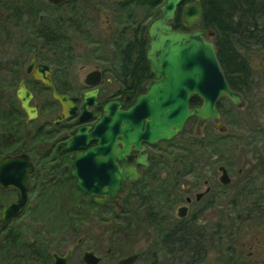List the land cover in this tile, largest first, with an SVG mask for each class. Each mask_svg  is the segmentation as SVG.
I'll use <instances>...</instances> for the list:
<instances>
[{
    "label": "flooded vegetation",
    "instance_id": "1",
    "mask_svg": "<svg viewBox=\"0 0 264 264\" xmlns=\"http://www.w3.org/2000/svg\"><path fill=\"white\" fill-rule=\"evenodd\" d=\"M94 1L65 0L62 3H54L47 0V6L42 9L37 21L31 14H27L25 16V24L22 26L23 31L14 24L5 45L16 44L21 36L27 40L38 38L43 43V46L46 43L49 44L51 40H55L57 43L54 51L46 47L41 52L38 51L30 55L20 65L19 74L14 72L17 67L15 65V59L17 58L15 54L12 53L7 59L4 58L7 55L0 56L1 62L5 61L8 63L6 67L10 81L9 87L13 88L16 98L20 82L27 75L28 66L35 57L36 63L47 64L52 69L50 77L59 93L68 94L78 99V114L70 116L56 125L55 120L61 115L62 105L53 98L52 88L34 78L33 74L27 76L25 80L26 86L34 95L31 104L38 106L39 114L36 119L28 121L27 114L21 108L20 100L17 98L20 108L25 113L26 123L38 120L40 112L45 111L48 115L47 119L38 126V130L48 136H53L52 139L47 140L42 145L44 150L37 153L40 160L30 155L29 152H19L29 154L34 164V171L30 175V190L33 180L41 176L45 179H51V182H48L49 185H62L63 182H67L68 185L78 188L77 178L72 175V171L75 169L76 152L78 150L85 151L96 146L98 139H91L85 148L80 149H68L67 142L74 137L83 125L89 126V132H91L95 128L96 123L102 118L105 113V106L110 101L118 100L121 103L120 109L128 110L134 105L139 95L146 92L145 83L150 79L156 78L147 58L149 43L147 28L150 22L160 14V6L156 11L158 14L149 24H146L142 19L138 20L137 17H134L132 15L133 11L130 12L129 10L128 12L130 20H127L126 14L122 12L126 13L125 10L130 8L133 2L137 3L139 1L109 0L113 2L115 7L103 10L104 18L100 22L97 20L96 22L88 23L85 17L86 10L88 9V12L95 14L96 5L99 4ZM192 1L195 0H187L178 7L173 19L174 29L184 32L205 30L204 36L207 40L214 43L219 61L221 53L225 54L227 59L230 58L232 62L241 60L246 63L245 68H247V71L245 73L237 71L231 73V80L235 86L229 82L226 76L230 87L242 95L244 105L238 106L228 96L223 95L216 104L220 119H212L199 125L200 118L197 115H193L188 119L183 130L175 137L154 143L142 140L144 149L137 150L133 146L130 153L125 155V160L117 157L115 162L120 168L126 165L135 166L142 176L133 182L125 181L123 183L124 189L117 198L118 202L100 205L114 206L117 207V210L124 212L128 199L135 192L147 188L158 189L160 185L166 183L168 186L162 190V193H155L157 198L154 208L155 215L152 219L154 228L159 230V236L162 231H165L166 234H171L170 232L173 230L183 229V235L186 239L185 246L188 249L186 251L193 254H202L203 258L198 263L202 264L208 254L211 253L216 255V261H222V189L230 185L233 180L230 176V168L234 166V163L231 160L234 158L257 160L252 176L242 177L243 169H238V176H241L242 184L240 187L242 189H264V183L258 184L255 182L257 185L253 183L257 179L254 174L264 176V112L261 113V108H264V33L261 35L262 37H257L256 39L219 40L216 38L219 36L218 33L212 28L201 26V23L191 26L184 23V6ZM159 4H148V6L155 7ZM180 7L182 9L179 17L180 22H177L176 19ZM49 11L54 14L52 15ZM0 18L1 20L10 19V17L4 16L3 12ZM234 28L239 35L241 33L251 34V32L256 34L261 32L262 29L264 31V22L236 23ZM211 32H213V35H210ZM83 56L88 57L95 65L86 71L74 70V62ZM257 60L258 67L256 70L253 63ZM116 62H121L120 67L115 65ZM125 64L128 65L123 66ZM234 68L236 70L235 65ZM143 74L145 80L142 82L141 88L135 91L133 79H140ZM239 76H241V79ZM115 79L117 81H114ZM17 81H19L18 85L16 84ZM37 86L43 95H47L43 101L41 100L40 104L33 102L36 92L40 91L36 89ZM94 89H98L96 97V102L98 103L89 107L92 111L90 118L85 122H79L78 118L83 110L84 94L86 91ZM261 91H263V94ZM132 94H135V96H132ZM192 99L193 104L191 103ZM224 99H227L228 102H224ZM203 102L204 99L198 95H192L190 98L191 107L201 106ZM245 108L250 116L247 120L240 118L241 113L239 110H244ZM189 123H195L196 125L194 134L191 133L192 130H188ZM217 123H222L224 128H218L216 126ZM186 132H188V135ZM185 133L186 138L184 137L181 142L177 141L178 137L184 136ZM118 139L122 140L123 138L118 137ZM197 144L207 158L205 160L206 165L199 173L200 183L198 187L196 186V188L192 185L188 189L186 184L182 185L183 177L180 174L183 171L176 169L178 167L176 164L181 162V158L186 153L188 155L191 154V152H187L190 150L185 148ZM119 146L120 148L123 147L121 143H119ZM182 149L186 150V152L179 151ZM49 156V160H45ZM44 157L45 159L43 160ZM44 161H48L52 165V169L45 167L46 162ZM39 164L43 166L42 169L38 167ZM222 167L226 169L230 178V182L227 184L222 181ZM50 169L51 172L49 174L55 176L54 178L51 176L46 178L49 175L47 171ZM190 171L194 172V169ZM242 181L247 182L243 183ZM43 184L46 186L45 183ZM200 193L203 195L198 198ZM86 194L88 198L95 202L88 193ZM183 207L186 208L182 209ZM182 212H185V215L182 216ZM160 223L161 225L163 224L161 228L158 227ZM237 243H235L234 247H236ZM248 243V240L242 241L241 246L249 245ZM242 247L235 250L232 248L234 252L236 251L235 257L231 258L232 261L234 260V264H248V260L256 256L253 244L249 245L252 250L245 256L241 252ZM55 254L59 253H53V262ZM240 257L242 261L237 262ZM69 258L67 264H69Z\"/></svg>",
    "mask_w": 264,
    "mask_h": 264
},
{
    "label": "water",
    "instance_id": "2",
    "mask_svg": "<svg viewBox=\"0 0 264 264\" xmlns=\"http://www.w3.org/2000/svg\"><path fill=\"white\" fill-rule=\"evenodd\" d=\"M50 1L62 3L65 0ZM145 1L153 5L163 0ZM185 1L187 0H164L160 6V14L147 28V58L156 78L145 83L146 92L139 95L128 110L120 109V101H110L91 132L89 126L83 125L67 142L68 149H80L85 148L91 139H98L96 146L76 152L75 169L72 171V175L77 178L78 188L88 193L96 203L118 202L117 198L124 189L123 183L133 182L142 176L135 166L120 168L115 162L117 157L125 160V155L130 153L133 146L137 150L144 149L142 140L154 143L171 139L183 130L193 115L200 118L199 125L212 119H220L216 104L223 95L238 106L244 105L242 95L230 87L214 43L204 36L205 30L184 32L174 29L176 11ZM202 13L200 0L192 1L184 6L183 21L188 26L198 24ZM27 71L17 89V98L28 121L36 119L39 114L38 106L31 104L34 95L25 83L30 74L51 87L53 98L62 105L61 115L55 120L56 125L78 114V99L55 89L50 77L52 69L47 64L36 63L34 57ZM97 93L98 89L85 92L79 122L90 118L92 111L89 107L98 103ZM192 95L202 97L203 104L191 107ZM216 126L224 128L222 123H217ZM118 137L123 139L119 140ZM119 143L123 145L122 148ZM33 171L34 164L27 153L7 154L0 159V188H12L17 192L16 199L1 207L0 228L24 213ZM222 171V181L227 184L230 178L224 167ZM202 195L200 193L198 198ZM181 215H185V212ZM70 255V252L67 256L55 254L53 264H67ZM138 258L139 253L131 254L121 258L116 264H133ZM83 260L84 264H100L101 257L95 251L87 250Z\"/></svg>",
    "mask_w": 264,
    "mask_h": 264
},
{
    "label": "rangeland",
    "instance_id": "3",
    "mask_svg": "<svg viewBox=\"0 0 264 264\" xmlns=\"http://www.w3.org/2000/svg\"><path fill=\"white\" fill-rule=\"evenodd\" d=\"M45 1L47 2V0ZM4 2L9 3V0H0V16L2 11L6 10V6H1V3ZM94 2L99 3L98 5H96L95 14L88 12V9L85 13V17L87 19L86 21L88 23H93L97 20L98 22H100L104 18L103 10H108L115 7V5H113V2L109 0H95ZM163 2L164 0L155 7H148L146 5H142L140 2H133L130 8H127L125 10L126 13L124 11L122 12L126 14V17L128 18L127 20H130V15L128 12L129 10L130 12L133 11L132 15L134 17H137L138 20L142 19L143 22L149 24V22L157 15L153 12L157 11L158 7L161 6ZM87 6H89V4H87ZM0 41V56L7 55L4 56V58L7 59V57L9 55H12V53H18V47L15 44H4L7 42V38L2 33L0 34ZM120 63L121 62H116L115 65L120 67ZM7 65V62H1L0 59V106L3 108L10 104L9 100L11 98V95L12 93H15L13 91V88L9 87L10 81L9 76L7 75ZM74 65V70L86 71L89 68H92L95 63L89 60L88 57L83 56L75 61ZM253 66L254 69L257 70L258 60L253 63ZM114 81L117 80L115 79ZM18 82L19 81H17L16 83L17 85ZM36 89L38 91L40 90L38 86L36 87ZM41 92V90L39 92H36L35 98L33 100L34 103L40 104L41 100L43 101L45 96L47 97V95H43ZM261 92L263 94V91ZM224 98L226 97L224 96ZM224 102H228V100L224 99ZM239 112L242 114H240V118H244L246 120L250 118L248 112L246 111V108L244 110L240 109ZM263 112L264 108H261V113ZM47 116V112L41 111L38 120H35L31 124H29L27 128L32 129L34 133L32 137L28 139L27 143H24L26 146L31 147L34 144H39V146L42 147V145H44L47 140L53 138V136H48L45 133L38 135L37 128L47 119ZM4 117L5 116H1L0 112V132L2 124L1 119H3L4 121L7 119V117ZM195 126V123L188 124V130H192V134H194L195 132ZM186 133L188 135V132ZM186 133L184 136L178 137L177 141H183L184 137L186 138ZM18 144L19 143H16L14 147H17ZM189 147L193 148L190 151H187L191 152V154L188 155V153H186L185 156L181 158V162L176 164V166H178L176 169L183 171L180 174L183 177L182 185L186 184L188 189H190L192 185L198 187L200 183L199 173L201 172V169L205 167V160L207 159L203 155V150L198 144ZM43 150L44 148L42 147V151ZM182 150L179 151L183 153L186 152V150ZM30 155L40 160L39 154L37 155V153H31ZM50 156L46 159L44 157L43 160H49ZM231 161L234 163V166L230 168V176L233 180L230 185L223 187L222 189V261H216V255L211 253L208 254V257L202 264H234V260H231V258H234L236 255V251L234 252V250L242 247L241 242L245 240H248L249 245L253 244L255 246L253 250L256 256L255 258L248 260V264H264V262H262L264 260V189H242L240 187L242 186L241 176H238L239 168L243 169L242 177L252 176L254 167L257 164V160L248 158H234ZM44 162H46L44 165L45 167L51 168L52 165H50L48 161ZM38 167H41L42 169L43 166L39 164ZM51 169L47 171V174L51 172ZM191 169H194V172H191ZM50 176L52 177L53 175L49 174L47 177ZM254 176H256L255 178L257 179L254 180L253 183H264L263 175L259 176L257 174H254ZM41 180L42 178H35V180H33V182L31 183L32 188L29 194V202L24 213L21 216L9 221L7 225L14 226L26 231L23 225H25L27 228L29 224H32V231L36 232V230L38 229L40 235L51 242L54 252H58L63 256H67L69 252L71 253V256H69V264H84L83 254L87 250H93L98 255H100L102 257L101 264H116L121 258L140 252H145L144 257H140L133 264H151L150 261H152V253L154 251L159 254V264H184L183 262L186 263V261L188 260V258L183 256L184 260L182 262H179V251H176V254H172L163 249L165 248V246L160 244L158 234L159 230L154 228V223H152L151 225L144 223L145 227L137 230V232L131 235V238L128 237V239L125 237V235H120L118 232H115L117 224L121 223V218L117 216L119 214V210H117V207L105 206L104 208H98V210L90 209L89 211L87 207H79L71 210L70 207L76 206H69L68 208H66L62 205V203H64L62 200L64 196H66V199H71L72 196H75V187L68 185L67 182H63L62 185H49L48 181H46L47 179H45L43 182H41ZM242 182L245 183L247 181ZM43 183H45L46 186H44ZM0 189V200L2 201V205L17 198L16 190L2 188ZM82 197L88 199L85 195ZM44 211L46 212V214L52 213L48 216V218L52 222H45ZM72 212H75L76 214L77 212L79 214H83V217L78 219L79 223L77 224V231H75L71 225V220L73 219V217H71ZM79 214L77 215L81 216ZM36 221L38 222L34 223ZM224 230L226 231L225 234ZM27 235L28 237L33 238L35 234L33 235V233H30L28 230ZM226 236L227 238L224 239V237ZM236 242L238 243L236 244V247H234ZM249 245L242 247L241 252L244 256L245 254L250 253V251L252 250ZM229 246L234 248V250H226ZM241 261V257L237 259V262ZM0 264H27V262L12 260L9 262L1 261Z\"/></svg>",
    "mask_w": 264,
    "mask_h": 264
},
{
    "label": "trees",
    "instance_id": "4",
    "mask_svg": "<svg viewBox=\"0 0 264 264\" xmlns=\"http://www.w3.org/2000/svg\"><path fill=\"white\" fill-rule=\"evenodd\" d=\"M142 5L148 6L145 0H137ZM201 6L203 8V14L201 19V26L209 27L214 29L219 36L216 38L220 39H253L257 37H262L264 31L263 29L261 32H257L256 34H247L241 33L238 34V31L235 30L234 24L236 23H257V22H264V1L260 0H200ZM5 3V2H4ZM1 6H6V10H3L4 16L10 17V19H2L0 20V34L2 33L6 38L9 36L10 32L12 31L13 25L20 27L22 30L23 24H25V16L27 14H31L33 18H39L42 9L47 6L45 0H9V3L2 4ZM149 7V6H148ZM181 7L179 8L178 17L176 19L177 22H180V14H181ZM52 15L53 12L49 11ZM154 14H158L156 11L153 12ZM56 22V20H55ZM235 30V31H234ZM23 31V30H22ZM261 33V34H259ZM1 42V41H0ZM3 44V43H1ZM5 44V43H4ZM50 44V45H49ZM49 44H45L40 42L37 39L27 40L24 39L22 36L15 44L18 47V53H15L17 58L15 59V71L19 74L20 65L23 64L26 59L35 52H41L42 49L46 47L51 48V50H55L56 41L51 40ZM52 46V47H51ZM227 56L220 53V61L226 73V76L231 82L233 86V81L231 80V73L234 71L243 72L247 71L245 68L246 63L241 60H236L232 62L230 58H226ZM128 65V64H127ZM126 64L123 66H127ZM236 66V70L234 68ZM145 70V69H144ZM144 72V71H143ZM241 79V76H239ZM145 80L144 74L142 78L137 79L134 78L133 82L135 84L134 90L136 91L138 88H141L142 82ZM8 96V95H7ZM135 96V94H132ZM10 97V95H9ZM194 97V96H193ZM10 104L5 108L0 106L1 116L7 117L4 121L1 119V132H0V159L12 153H19V152H29L32 153H39L42 151V147L39 144H34L31 147L26 146L24 143H27L28 139H30L34 133L32 129H28L27 127L32 122L26 123V116L24 111L20 108V105L17 101L16 95L13 93L10 98ZM193 104V99L191 100ZM4 117V118H5ZM9 120V121H8ZM39 128V127H38ZM37 128V130H38ZM24 130V132H23ZM43 132L38 130V135H41ZM25 141V142H24ZM16 143H19L17 147H14ZM186 150H191L193 148L187 147ZM38 174V173H37ZM36 174V175H37ZM55 176H52L54 178ZM42 178L41 182L44 181V177ZM48 178V177H46ZM46 181H51V179H47ZM167 184L163 183L160 185L158 189L147 188L141 191L135 192L131 198L128 199L126 209L124 212L119 211L118 217L121 218V223L117 224L115 228V232H118L120 235H125L126 238H131L133 234L137 232L142 227H145L144 223L151 225L153 223V216L155 215V201H156V194L158 192L162 193V190L167 188ZM1 191V189H0ZM75 196H72L71 199H66V196L63 198L62 205L68 208L69 206H76L70 207V209L75 208H84L87 207L88 211L91 210H98V208H104L105 206L100 205L96 202H93L90 198L87 197V194L82 190L75 187ZM86 196L88 199L82 197ZM165 198V197H163ZM2 201L0 200V208L2 207ZM76 203V204H74ZM112 207V206H111ZM117 213V212H116ZM52 213H47L44 211L45 222L49 223L52 222L48 216ZM73 219L71 220V225L75 231L78 230V219L83 217V214L78 216L75 212L71 213ZM75 215V216H74ZM38 221L34 222L37 223ZM25 230H21L14 226H6L0 228V262L1 261H20V262H27V264H52L53 262V253L54 249L52 248V244L46 238H43L40 235L38 229L36 232L32 231V224H29ZM163 224H159V228H161ZM28 230L30 233H33V238L28 237ZM26 233V234H25ZM171 234H166L165 231H162L159 236V241L161 245H164L168 253L174 254L176 251H179V262H182L183 256L188 258V260L183 262L184 264H198L201 262L203 255L202 254H193L186 250H188L185 246V237L183 235V229L180 230H173L170 232ZM226 231L224 230V234ZM128 238V239H129ZM227 238L224 237V239ZM163 246V247H164ZM228 251H232V247H227ZM145 252H140V257H144ZM176 254V253H175ZM151 264H159V254L155 251L152 253V261Z\"/></svg>",
    "mask_w": 264,
    "mask_h": 264
}]
</instances>
